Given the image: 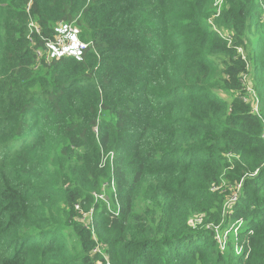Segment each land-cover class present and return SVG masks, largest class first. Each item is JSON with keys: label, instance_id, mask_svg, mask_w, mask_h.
<instances>
[{"label": "trees", "instance_id": "16d2710c", "mask_svg": "<svg viewBox=\"0 0 264 264\" xmlns=\"http://www.w3.org/2000/svg\"><path fill=\"white\" fill-rule=\"evenodd\" d=\"M212 9L0 0V264H264V0ZM59 21L80 60L46 61Z\"/></svg>", "mask_w": 264, "mask_h": 264}, {"label": "built area", "instance_id": "2783aa9c", "mask_svg": "<svg viewBox=\"0 0 264 264\" xmlns=\"http://www.w3.org/2000/svg\"><path fill=\"white\" fill-rule=\"evenodd\" d=\"M222 2V0H219ZM215 6H217L214 3ZM217 14L214 15L216 18L220 13V7L218 6V9L216 10ZM31 26H33L31 24ZM55 35L52 40H48L45 43V59L46 61H51L54 59H59L63 57L68 58H75L77 60L81 59V55L87 50V48L90 46L89 43H86L82 41L79 37L80 30L78 27L75 26L74 23H66L64 21H59L55 27H54ZM43 55L42 52H37V57L41 58ZM96 132V130H95ZM105 154V153H102ZM106 159L105 162H101L100 167L104 168L109 163V167L113 173V160H114V154L109 152L105 154ZM110 187L114 191V201L112 202V206L109 205L107 202V197L103 193L95 194L93 193V198L95 199V202L97 200L103 201L105 204L106 209L108 212L115 217H118L120 214V205L118 202V195L115 194L116 190V183L114 176L112 175L111 181H110ZM101 192V191H100ZM79 206H76V209L78 210ZM79 211V210H78ZM79 213L83 216L82 218L85 220L88 218L87 224H91L92 220V211L84 212L82 209H80ZM192 226L197 225V221H191L190 223ZM217 230V229H216Z\"/></svg>", "mask_w": 264, "mask_h": 264}, {"label": "rangeland", "instance_id": "374dc122", "mask_svg": "<svg viewBox=\"0 0 264 264\" xmlns=\"http://www.w3.org/2000/svg\"><path fill=\"white\" fill-rule=\"evenodd\" d=\"M214 3L217 6H215ZM218 6L220 7V11H222V9H223V0H222V2H220L219 0H213V9H215V10L212 9V11H214V12L211 15V17H209V19H208V24L212 27V29L214 31H217V32H219V30L216 29V28H213V26H214V21L216 20V18L214 17V13L218 9ZM216 14H217V12H216ZM243 85H244V89L247 92L253 93V96H254L256 102H258V104L262 103V99H264V91H263V94H262L263 96L262 95L260 96L258 94V91L255 90V89H253L252 86H250V84L247 83V80L246 81L245 80L243 81ZM253 111L254 112H258L259 111V107L258 108H254ZM106 157L107 156H105V154H102L99 157L98 163H97V166H98L99 169L101 168L100 167L101 162H105ZM102 169H106V168L104 167ZM108 172H109V176L103 181V183H102V189H101V192L100 193H103L107 197V202L109 203L110 206H112V202L114 201V191H113V189L109 185L110 184V181H111V178H112V171H111V169H109ZM115 194H117L116 190H115ZM96 202H100L101 205H104L105 204L101 200H97ZM74 209L77 212L78 217L80 218L81 222L87 223L88 222V218L85 219V220L82 218L83 216L79 213L80 208H78L79 211L76 209V207ZM215 231L218 234V232H219L218 229L215 230Z\"/></svg>", "mask_w": 264, "mask_h": 264}]
</instances>
